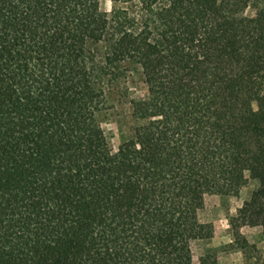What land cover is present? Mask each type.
Here are the masks:
<instances>
[{"label": "trees", "instance_id": "obj_1", "mask_svg": "<svg viewBox=\"0 0 264 264\" xmlns=\"http://www.w3.org/2000/svg\"><path fill=\"white\" fill-rule=\"evenodd\" d=\"M127 65L146 96L111 150L103 86ZM249 179L232 227L264 236L258 0H0V264H192L200 199Z\"/></svg>", "mask_w": 264, "mask_h": 264}, {"label": "rangeland", "instance_id": "obj_2", "mask_svg": "<svg viewBox=\"0 0 264 264\" xmlns=\"http://www.w3.org/2000/svg\"><path fill=\"white\" fill-rule=\"evenodd\" d=\"M264 7V0H258ZM116 5L102 1L100 9L110 12ZM254 10L247 9L243 16L252 17ZM126 71L117 80L103 86L105 108L99 116L101 128L106 137L107 146L115 150L126 142L137 125L132 116V101L146 96V86L140 71L134 66H126ZM257 187L248 180L236 197L204 196L199 201L196 220L208 224L213 229L212 238L193 241L189 244L192 264H199L208 255L214 264H264V236L258 227H241L235 230L232 220L237 209L245 202ZM236 231L240 236L236 237Z\"/></svg>", "mask_w": 264, "mask_h": 264}]
</instances>
